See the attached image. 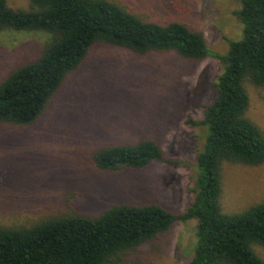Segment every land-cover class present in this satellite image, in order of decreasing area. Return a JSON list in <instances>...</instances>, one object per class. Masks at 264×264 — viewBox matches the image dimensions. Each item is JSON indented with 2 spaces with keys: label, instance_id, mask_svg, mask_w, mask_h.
I'll use <instances>...</instances> for the list:
<instances>
[{
  "label": "rangeland",
  "instance_id": "rangeland-1",
  "mask_svg": "<svg viewBox=\"0 0 264 264\" xmlns=\"http://www.w3.org/2000/svg\"><path fill=\"white\" fill-rule=\"evenodd\" d=\"M140 17L179 21L225 54L242 36L241 0H109ZM30 10L29 0H7ZM50 40L43 31H0V83L38 59ZM224 66L216 58L189 60L175 52L137 55L97 45L67 76L42 117L30 126L0 123V227H31L66 215L98 217L120 204H159L175 215L194 201L197 153L206 130L205 108ZM247 117L264 131V86L250 82ZM157 142L174 163L143 170L104 171L94 154L105 147ZM264 202V164L225 163L222 209L243 212ZM197 221H178L165 234L132 251L120 264H189ZM264 260V247L255 246Z\"/></svg>",
  "mask_w": 264,
  "mask_h": 264
},
{
  "label": "trees",
  "instance_id": "trees-1",
  "mask_svg": "<svg viewBox=\"0 0 264 264\" xmlns=\"http://www.w3.org/2000/svg\"><path fill=\"white\" fill-rule=\"evenodd\" d=\"M30 10L0 0V31H43L50 40L41 56L14 69L0 83V123L35 124L69 74L79 70L97 45L137 55L175 52L189 60L216 58L224 66L204 110V146L197 153L194 201L180 215L159 204H120L98 217L66 215L31 227H0V264H120L138 247L167 233L178 221H197L189 264H264L254 247H264V202L225 214V163L264 164V131L247 117V83L264 86V0H241L236 16L242 36L225 54L211 51L201 32L186 24L146 20L109 0H29ZM104 171L143 170L174 163L148 139L105 147L94 154Z\"/></svg>",
  "mask_w": 264,
  "mask_h": 264
}]
</instances>
